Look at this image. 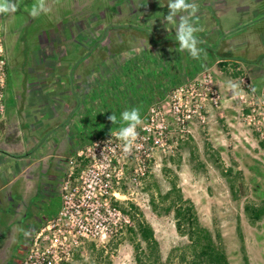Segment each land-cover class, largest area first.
I'll list each match as a JSON object with an SVG mask.
<instances>
[{"label": "rangeland", "instance_id": "obj_1", "mask_svg": "<svg viewBox=\"0 0 264 264\" xmlns=\"http://www.w3.org/2000/svg\"><path fill=\"white\" fill-rule=\"evenodd\" d=\"M35 2L17 0L19 7L15 13L0 16L8 66L3 97L5 109L0 114V122L3 119L16 121L20 132L17 140L23 143L22 152L32 143L38 151L44 144L45 130H35L31 134L33 138L27 132L30 120L25 117L26 111H29L25 102L26 90L42 79L52 83L59 72L64 75L65 59L46 61L42 57H54L63 52L71 58L84 54L80 46L84 41L83 47L89 46L86 61L89 76H84L86 71L79 69L82 79L74 78L75 91L88 97L85 107L87 124L82 135L67 131L64 138L58 139L62 144L59 153H62L56 161L63 166L60 171L49 172L57 175L58 182L57 178L47 180L57 187L48 199L44 220L33 232L20 264L30 250L35 235L51 225L53 216H49L60 210V188L69 157L84 145L120 130L113 129L94 136L97 131L104 130V123L119 126V122L113 124L108 120L112 113L117 121L121 120L123 111L137 106L145 107L146 113L151 104L168 99L170 90L175 86L172 83L186 82L204 69L201 58L194 59L189 53L179 51V47L176 50L172 47L173 41H177L176 32L167 34L168 25L164 21L169 11V0H47L51 11L33 18L29 12ZM195 2L199 5L194 22L199 28L196 36L205 48L204 52L213 58L227 59L220 62H240L244 73L261 95L264 91V0ZM170 26L175 28V25ZM143 50L150 53L149 56L148 53L144 56ZM131 55L136 56V60H125ZM154 55L161 57L160 61ZM68 60L71 63L72 59ZM220 62L216 63L214 71L208 69L204 61L205 69L211 70L217 84H227L228 81L239 83V76L225 71ZM122 69L124 74L118 76L117 73H123ZM219 88L230 99L225 111L222 104L224 116L221 119L217 117L214 122L210 117L203 126L191 124L188 138L180 142L172 155L153 154L144 175L136 174L130 165L123 170L119 187L124 197L115 203L128 208L134 206L136 218L153 228L161 254L159 264H189L179 258L189 241L177 232L173 212L155 213L150 205L152 196L159 198L173 186L180 190L183 198L193 202L200 223L211 231L218 242L220 240L230 264H264V220L252 224L244 211L245 203L260 204L264 201V149L256 135L242 122L238 113L239 99L230 90L222 91L220 85ZM47 92L55 93L54 89ZM151 95L156 97L148 102ZM62 111L64 109L60 108L59 112ZM145 113L141 116L142 120ZM56 131L53 129L47 137H53ZM12 134L4 135L0 128V141ZM26 139L31 141L27 146ZM46 140L50 142V139ZM41 150L47 149L41 147ZM43 155L44 151H40L37 156ZM131 222L130 226H134L132 218ZM130 226L111 237L73 246L67 264H137L132 241L140 242L142 248L145 244L129 233ZM48 232L45 230L44 234Z\"/></svg>", "mask_w": 264, "mask_h": 264}, {"label": "built area", "instance_id": "obj_2", "mask_svg": "<svg viewBox=\"0 0 264 264\" xmlns=\"http://www.w3.org/2000/svg\"><path fill=\"white\" fill-rule=\"evenodd\" d=\"M233 62L240 71V94L236 95L239 116L264 149V91L259 95L244 73V66ZM7 76L5 38L0 30V114L5 109ZM223 100L213 73L203 69L172 87L166 101L148 107L130 153L124 152V142L117 137L119 131L77 149L67 162L60 188V210L50 220L51 225L35 235L21 264H67L73 246L111 237L130 226V214L115 203L124 197L119 187L123 170L130 165L136 174L144 175L155 152L172 155L188 138L191 124L203 126L214 112L221 114ZM45 230L49 232L44 234Z\"/></svg>", "mask_w": 264, "mask_h": 264}, {"label": "crops", "instance_id": "obj_3", "mask_svg": "<svg viewBox=\"0 0 264 264\" xmlns=\"http://www.w3.org/2000/svg\"><path fill=\"white\" fill-rule=\"evenodd\" d=\"M168 12L169 11H167V14ZM167 25V34H175V28L173 26H170L171 24ZM83 42L81 41L82 44L80 43V46L81 49L84 50V54L80 53L77 56H73L71 58V55L69 56L67 52H63L57 54L54 53V57L49 55L42 57L46 61L65 59L66 66L64 75L59 72L56 76L53 77L52 83H49L47 80L42 79L39 82L32 84L26 90L27 95L25 98V102L29 111H26L25 117L26 119L30 120V129L27 130V132L31 135L35 130H45V140L43 141L44 144L40 146L38 151L33 148L35 147V144H30L31 141L26 139L25 145L27 146L30 144V146H28V148L24 152H22L21 148H23V143H20V140H17V136L20 134V132L18 131L19 127H17V122L14 120L9 121L8 119H3L0 122V128L4 135H8V133L13 132L11 137L6 140H1L3 142L0 141V199L12 196H21L23 199H26L28 195L27 188H29L30 184H32L38 178L37 171L55 170V167L58 165L59 161H56V158H61L62 153H59V149L62 144L61 142H58V139L64 138L67 131L72 132L73 135L74 133L76 135H82L85 132L87 124L85 107L86 101H88V97L85 94L80 95L79 92L75 91V89L77 90V88L75 87L74 78L78 77L80 81V79H82V74L80 73L84 70L86 71L84 76H89V71L87 72L86 69V61L89 56V46L85 45V47H83ZM86 42L89 43L88 41ZM169 42L167 43L169 44ZM173 42L174 44L172 45V47L176 50L179 47V43L176 40ZM199 46H201V44ZM201 47L205 51V48H203V46ZM169 50L171 49L169 48ZM183 52L185 54L188 53L187 51ZM67 59H72L71 63L69 62L70 60L67 61ZM223 60L227 59L221 58L219 56L213 58L207 55V53L205 52L203 53V56L201 55V65L204 69L206 67L204 66V61L207 64L208 69H213L214 71H216V68L214 66L216 65V63H219ZM69 64L70 66L68 67ZM208 64L211 65L210 67L212 68H210ZM79 69L81 71H79ZM45 70L49 69L45 68ZM185 76L190 77V75L188 74H185ZM218 85L222 87V91L223 89L227 90V84L225 82ZM52 89H54L55 91L54 94H50L51 92H47V90ZM223 97V107L225 111V108L230 104V99L225 97V93L223 94ZM53 108L57 109L53 110ZM60 108L64 109L62 113L59 112ZM224 111L223 109H221V114L219 112H214L211 115L210 120L216 122L217 117L221 119L224 116ZM50 126L51 129L49 128ZM53 129L57 130L54 135H56L58 132H60V134H57L56 137H54L53 135V137L50 136V138H48L47 136L49 134L47 133H50ZM89 137L90 136L85 138ZM31 138H33V135H31ZM46 139H50V142H48ZM71 144L73 147V143ZM41 147H45V149L47 150H41ZM40 151H44V155L38 157L37 155ZM54 161H56L55 165ZM46 176L47 175H42L41 177L47 179Z\"/></svg>", "mask_w": 264, "mask_h": 264}, {"label": "trees", "instance_id": "obj_4", "mask_svg": "<svg viewBox=\"0 0 264 264\" xmlns=\"http://www.w3.org/2000/svg\"><path fill=\"white\" fill-rule=\"evenodd\" d=\"M148 52L144 51L142 54L145 56ZM150 53H148L149 56ZM156 57V55H154ZM158 56L157 60L160 61ZM132 59L136 60V56H129L125 60ZM156 61V60H155ZM225 71H231L230 67H233L231 73L234 76H239L240 71L235 69L236 64L233 62L228 65L225 62H220ZM122 68V67H121ZM123 73H117L121 76ZM191 76V75H190ZM181 79L178 81L180 83ZM177 81L172 83L174 86ZM161 92L158 91L155 95ZM155 95H151L149 101H152ZM138 104V101H137ZM136 106V105H135ZM140 110V115L142 116L145 112V107L137 106ZM124 124L120 123L119 126H111L108 123L103 124L104 130L97 131L98 134H105L113 129H119L123 127ZM100 134V135H101ZM123 211L130 214V217L135 222L134 226L128 228L129 233L133 234V237H138L139 240L143 241L145 247L142 248L140 242H133V247L135 249V260L137 264H159L161 263V254L159 250V245L156 237L154 236L153 228L145 223L140 218H136L134 206L125 207L122 204L116 203ZM151 208L155 213H165L173 212L175 227L177 232L187 237L188 243L186 248L179 254L181 261H188L189 264H230L226 255L224 248L221 246L220 237L218 236L219 242L213 237L211 231L200 223L196 208L193 202L189 198H183L180 190L176 189L175 186L171 188L164 195L156 198L152 196L150 202ZM133 209V210H131ZM244 211L248 216L249 221L254 224L257 221L264 220V201L260 204H255L252 202H247L244 204ZM242 238V235L240 234ZM169 258H167L168 261ZM244 260L248 263L246 254H244Z\"/></svg>", "mask_w": 264, "mask_h": 264}, {"label": "flooded vegetation", "instance_id": "obj_5", "mask_svg": "<svg viewBox=\"0 0 264 264\" xmlns=\"http://www.w3.org/2000/svg\"><path fill=\"white\" fill-rule=\"evenodd\" d=\"M62 166L58 164L55 170L60 171ZM37 172L38 178L36 177L37 179L27 188L26 199L21 196L0 199V264H20L31 243L33 232L38 223L44 220L42 218L48 209V199L57 187L50 185L47 180L57 178L58 182V177L48 170ZM42 175H47V179L41 177ZM54 214L55 212H52L49 217H54L56 215ZM25 231L29 235L25 236Z\"/></svg>", "mask_w": 264, "mask_h": 264}, {"label": "clouds", "instance_id": "obj_6", "mask_svg": "<svg viewBox=\"0 0 264 264\" xmlns=\"http://www.w3.org/2000/svg\"><path fill=\"white\" fill-rule=\"evenodd\" d=\"M18 7L17 0H0V16L11 15L18 10ZM167 7L169 12L165 19L167 24L175 25L176 39L179 43L178 50L187 51L192 58L200 59L202 53H204V49L199 47L200 41L196 36L199 28L194 23L199 5L195 0H169ZM50 11L51 8L47 0H36L31 7L29 15L35 18L41 15V13L47 14ZM177 18L179 20L178 23ZM226 87L233 95L240 94L239 90L241 85L239 83L228 81ZM108 120L113 124L119 122L126 125L120 128L117 137L124 142V152L130 153L139 135L137 128L143 123L140 110L138 108H132L131 110L123 111L120 121H117V117L112 113L108 116ZM24 235L27 236L29 233L25 231Z\"/></svg>", "mask_w": 264, "mask_h": 264}]
</instances>
